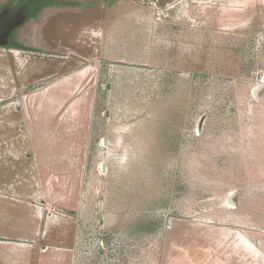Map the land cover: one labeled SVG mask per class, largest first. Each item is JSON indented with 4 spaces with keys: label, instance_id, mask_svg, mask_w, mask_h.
<instances>
[{
    "label": "rangeland",
    "instance_id": "374dc122",
    "mask_svg": "<svg viewBox=\"0 0 264 264\" xmlns=\"http://www.w3.org/2000/svg\"><path fill=\"white\" fill-rule=\"evenodd\" d=\"M12 3L0 264H264V0Z\"/></svg>",
    "mask_w": 264,
    "mask_h": 264
},
{
    "label": "water",
    "instance_id": "95a60500",
    "mask_svg": "<svg viewBox=\"0 0 264 264\" xmlns=\"http://www.w3.org/2000/svg\"><path fill=\"white\" fill-rule=\"evenodd\" d=\"M27 13L28 8L24 5L14 7V5L11 4L0 9V45H6L9 42L12 31L24 21ZM257 90H259V87H257L256 92ZM202 121L203 117L200 118L197 123L198 132L201 131ZM101 167L102 173H105V164H102ZM234 195L235 192H231L227 199L228 203L231 205H235V201L233 200Z\"/></svg>",
    "mask_w": 264,
    "mask_h": 264
},
{
    "label": "crops",
    "instance_id": "0c3cea01",
    "mask_svg": "<svg viewBox=\"0 0 264 264\" xmlns=\"http://www.w3.org/2000/svg\"><path fill=\"white\" fill-rule=\"evenodd\" d=\"M1 9V8H0ZM89 28H94V27H89ZM70 29V26H65V31H66V33H68V30ZM81 30V29H80ZM80 30L79 31H77V33H79L80 32ZM77 33H76V35H74L73 37H75L74 39H69L68 41H69V43H70V45L69 46H77ZM88 38V37H87ZM102 166V165H101ZM101 169H102V167H101Z\"/></svg>",
    "mask_w": 264,
    "mask_h": 264
},
{
    "label": "trees",
    "instance_id": "16d2710c",
    "mask_svg": "<svg viewBox=\"0 0 264 264\" xmlns=\"http://www.w3.org/2000/svg\"><path fill=\"white\" fill-rule=\"evenodd\" d=\"M9 46H16V47H22L21 45H18L17 43H10V45Z\"/></svg>",
    "mask_w": 264,
    "mask_h": 264
},
{
    "label": "flooded vegetation",
    "instance_id": "af4514ba",
    "mask_svg": "<svg viewBox=\"0 0 264 264\" xmlns=\"http://www.w3.org/2000/svg\"><path fill=\"white\" fill-rule=\"evenodd\" d=\"M14 4H16V3H14ZM12 5H13V3H12Z\"/></svg>",
    "mask_w": 264,
    "mask_h": 264
}]
</instances>
